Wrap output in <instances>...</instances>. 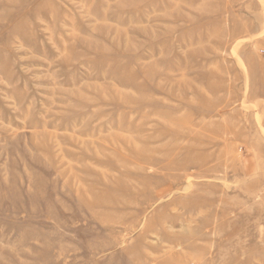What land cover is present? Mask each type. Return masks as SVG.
Here are the masks:
<instances>
[{
	"label": "rangeland",
	"instance_id": "1",
	"mask_svg": "<svg viewBox=\"0 0 264 264\" xmlns=\"http://www.w3.org/2000/svg\"><path fill=\"white\" fill-rule=\"evenodd\" d=\"M0 264H264V0H0Z\"/></svg>",
	"mask_w": 264,
	"mask_h": 264
}]
</instances>
